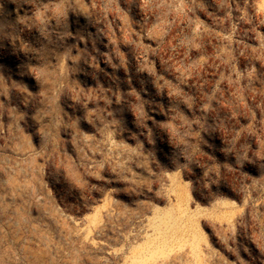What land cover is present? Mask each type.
<instances>
[{"label": "rangeland", "instance_id": "374dc122", "mask_svg": "<svg viewBox=\"0 0 264 264\" xmlns=\"http://www.w3.org/2000/svg\"><path fill=\"white\" fill-rule=\"evenodd\" d=\"M0 264H264V0H0Z\"/></svg>", "mask_w": 264, "mask_h": 264}, {"label": "bare ground", "instance_id": "6f19581e", "mask_svg": "<svg viewBox=\"0 0 264 264\" xmlns=\"http://www.w3.org/2000/svg\"><path fill=\"white\" fill-rule=\"evenodd\" d=\"M171 223L174 225L175 228H177V227H176L177 224H176V222H175L174 219L171 221ZM154 229H155V231H157V233L159 232V234H161L160 231L163 230V229H162V226H161V223L159 222L158 224H156V225L154 226ZM141 251H143V252H141ZM141 251H139V252L134 256L135 259H138V258H139V260H144L145 258H147V256L149 257V256L151 255V253H150L149 251H147V250H141Z\"/></svg>", "mask_w": 264, "mask_h": 264}]
</instances>
